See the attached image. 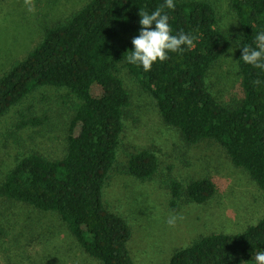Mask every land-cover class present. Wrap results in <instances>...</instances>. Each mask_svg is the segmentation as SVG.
<instances>
[{"label":"trees","instance_id":"1","mask_svg":"<svg viewBox=\"0 0 264 264\" xmlns=\"http://www.w3.org/2000/svg\"><path fill=\"white\" fill-rule=\"evenodd\" d=\"M244 42L264 29V0H229ZM165 9L173 34L193 37L182 52L169 53L145 72L126 62L140 30V10L153 11L163 0H90L66 21L48 27L28 56L0 77V119L43 87L68 90L77 102L70 120L66 154L60 159L30 153L20 157L0 184V197L59 215L77 244L101 264H135L128 243V221L110 210L103 191L115 169L124 133L130 92L119 72L127 68L155 101L163 121L184 141L218 143L232 164L245 170L264 193V70L240 62L244 95L230 106L210 91L207 77L231 44L221 35L217 8L206 0H174ZM154 27V25H153ZM241 51L237 50V60ZM94 85L102 87L94 95ZM17 128L38 127L46 118L21 115ZM160 162L144 149L133 153L126 172L153 179ZM175 208L204 204L217 187L211 179L169 184ZM264 250V216L240 233H211L177 249L167 264H253Z\"/></svg>","mask_w":264,"mask_h":264},{"label":"rangeland","instance_id":"2","mask_svg":"<svg viewBox=\"0 0 264 264\" xmlns=\"http://www.w3.org/2000/svg\"><path fill=\"white\" fill-rule=\"evenodd\" d=\"M90 0H0V77L36 48L48 27L66 21ZM218 10L220 28L233 41L241 30L229 0H206ZM229 47V48H230ZM224 56L227 58L229 53ZM223 56L208 73L210 91L221 102L237 106L243 95L242 75ZM237 60V50L231 54ZM119 76L131 95L116 166L103 191V200L132 229L128 243L135 264H167L177 249L207 234L240 233L264 216V193L243 169L235 167L214 141L188 144L180 131L167 125L153 98L127 68ZM102 87L94 85L99 95ZM77 99L65 88L43 87L27 96L0 119V184L17 160L30 153L49 159L66 154L70 120ZM46 118L38 127L17 128L21 115ZM149 149L160 166L147 181L126 172L133 153ZM211 179L215 196L204 204L171 205L169 182L184 185ZM175 216V224L167 219ZM0 264H101L88 256L59 215L0 197Z\"/></svg>","mask_w":264,"mask_h":264},{"label":"clouds","instance_id":"3","mask_svg":"<svg viewBox=\"0 0 264 264\" xmlns=\"http://www.w3.org/2000/svg\"><path fill=\"white\" fill-rule=\"evenodd\" d=\"M174 0H163V5L151 12L146 10H140L139 12V25L140 30L137 36H135L131 43L133 45L132 50L127 51L125 57L126 62L130 65L142 67L147 72L153 64L156 62H163L168 58L169 53L182 52L184 48H190L193 44V37L189 34L180 32L173 34L170 24L169 16L165 12V9H174ZM236 22H226L225 26H222L221 35L225 40H230V37L226 34L230 24ZM154 25V27H153ZM233 47L228 48L227 52L229 56L226 59H230L233 62V68L238 69L240 62L251 65L254 68L264 70V29L258 30L251 43L244 42L243 37L237 38L232 42ZM236 50L241 51V56L238 60H233L231 54ZM175 216H170L167 219V224L172 226L176 221ZM253 264H264V250L258 251L254 257H252Z\"/></svg>","mask_w":264,"mask_h":264}]
</instances>
